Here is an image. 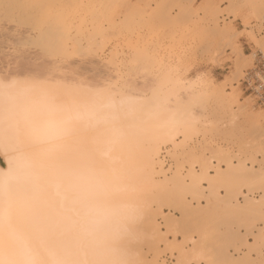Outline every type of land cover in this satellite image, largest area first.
<instances>
[{"label":"bare ground","instance_id":"6f19581e","mask_svg":"<svg viewBox=\"0 0 264 264\" xmlns=\"http://www.w3.org/2000/svg\"><path fill=\"white\" fill-rule=\"evenodd\" d=\"M90 1L87 3H91V7L87 6L91 8V13H94V7L100 6V2ZM257 1L262 4L264 0ZM211 2L212 0L205 2V5L207 4L205 9L211 10L210 12L208 10L209 13L213 11ZM84 3L82 0H0V118L4 115L6 85L11 86L12 102L19 104L22 108H30L33 99L42 90H51L58 86L72 88L75 96L81 100L93 97L100 92L102 95L96 97L99 103L115 105L105 109L109 115H123V110L144 105L152 97L153 90L160 88L162 84L164 87L161 92L168 97V103L172 108L180 107L191 99L189 88L193 81L199 79L189 81L173 90L168 79L169 73L175 71V65H157L160 61L155 64V72L147 71L149 76L145 77L143 82L139 81L141 83H131L128 78H124V73V76L114 74L112 80L105 82L107 86L104 83L101 84L100 61L98 57L90 56V52L97 48L95 37L100 36L102 30V27L100 30L98 26L101 23L100 20H96L100 18L99 14V18L93 17L95 18L93 20L100 23L91 27L92 32L83 40L85 43L80 41L84 36L79 37V40L76 39V34L77 37L81 34L83 18L78 17L80 26L75 25L73 13L79 10L84 13L85 10L89 12L90 10L87 9L89 7ZM100 14L103 16L102 13ZM71 17H73L72 21ZM72 30L75 31V37ZM215 31L217 33L215 43L219 45L227 33L217 29ZM100 45H97L98 48ZM137 55L140 56L143 53L139 52ZM130 62L133 63L134 60L128 63ZM127 69H134V65L130 64ZM130 70L128 71L131 72ZM151 70H154L153 67ZM98 78L100 83L94 81ZM199 90L205 93V102L199 109V115L191 119L190 125L183 129L178 137L164 134L147 135L143 132L139 121L130 120L129 126L125 127L119 140L109 148L108 141L111 137L109 127L95 122L85 123L78 125L70 136L57 144H26L23 150L31 162V167L24 172H20V151L16 140L14 138L6 140L3 135H0V179L5 174L11 175L17 184L14 194L17 201L21 204L30 202L34 207V216L30 218L22 214L19 226L40 229L45 226L46 217L63 219L71 238L77 231L73 228L72 221L79 219L77 212L83 215L87 191L84 187L67 180L56 179V177L63 176L66 172L79 170L92 177L91 186L94 190L102 191L115 175H119L121 179L114 181L111 188L113 191L135 189L134 203L138 210V218L133 251L143 264L149 263L142 253V245L150 244L151 247V244L155 243L156 248V241L160 240L158 239L160 226L158 227L156 222L154 207L158 209L165 205V208L181 212L189 205L186 203V195L198 199L201 197L202 188H208L211 196L217 200L218 183L220 185L222 180L225 182L229 176L231 178L237 169L235 167H238L236 174L238 170L246 171L245 165L239 163L237 166L227 162L230 175L223 173V168L215 170V174H212L208 171L206 160L201 157L202 171L196 173L195 170H189L186 179L183 178L185 176L182 177L180 171L182 158L193 154L189 141L200 134L205 135L209 131L208 128L213 127L204 117L210 95L214 93L212 91L208 94L204 84ZM162 151L176 163L174 170H171V167L164 169ZM215 153L217 156L226 155L220 149H217ZM228 179L227 181L230 180ZM238 193L241 194V192ZM242 194L246 195L244 192ZM162 213L167 231L178 234L180 231L177 230H180L181 226L179 217L171 218L172 216L167 215L165 211ZM87 227V223L81 221L78 226L81 234H83L82 229ZM167 231H164V234ZM184 240L190 239L184 238ZM248 243L251 244V242ZM181 246L174 245L168 249L178 254L180 264L192 258L194 252L201 254L203 259L206 258L205 249L200 245H194L189 250Z\"/></svg>","mask_w":264,"mask_h":264},{"label":"rangeland","instance_id":"374dc122","mask_svg":"<svg viewBox=\"0 0 264 264\" xmlns=\"http://www.w3.org/2000/svg\"><path fill=\"white\" fill-rule=\"evenodd\" d=\"M98 1L100 6L94 7V13L90 10L91 3H84L90 5L89 12L84 9L86 14L81 10L73 13L75 25L80 23L78 17L83 18L81 34L78 37L76 34L78 40L84 36L80 39L82 43L92 32L91 27L101 22L98 26L103 32L95 37L96 51L89 50V55L98 57L101 64V81L99 78L94 81L105 84L114 74L125 73L124 78L131 83H141L149 76L147 71L155 72L159 61L157 65H175L187 82L202 80L208 94L214 93L210 95L204 117L213 127L189 141L193 154L182 158V177L186 179L189 170L202 171L201 157L212 174L223 168V173L230 175L227 162L245 165L246 170H238L236 174L238 167H235L236 175L218 183L217 200L208 188L201 186V197L195 199L187 194L189 205L181 212L165 205L154 207L162 238L157 234L160 240L156 241V251L155 243L151 247L142 245L147 264H180L178 254L168 250L174 245H182L186 250L200 245L206 252L205 264H264V102L259 103L256 96L249 94L243 83L245 72L264 61V19L261 18L264 1L261 4L257 0H212L211 13L205 9L208 0ZM93 17H98L96 20L100 22H94ZM216 29L227 33L219 45L215 43ZM242 39L252 45L249 54L243 51ZM139 52L143 55L138 56ZM132 60L133 63H128ZM130 64L134 69H127ZM217 149L226 155H215ZM169 159L170 165L164 169L174 170L176 163ZM163 211L181 220L178 234L167 231Z\"/></svg>","mask_w":264,"mask_h":264},{"label":"snow or ice","instance_id":"6c2138e0","mask_svg":"<svg viewBox=\"0 0 264 264\" xmlns=\"http://www.w3.org/2000/svg\"><path fill=\"white\" fill-rule=\"evenodd\" d=\"M261 18L264 19V6ZM168 83L174 90L187 81L180 76L179 70H175L169 73ZM202 84V80L193 81L189 88L191 99L177 108H172L168 97L162 94V84L153 90L152 97L144 105L123 110V115L107 114L105 109L115 105L99 103L96 97L102 95L100 92L81 100L72 88L64 86L42 90L30 108H22L12 102L11 86L6 85L0 135L6 140H16L20 151V172L31 167L23 150L26 144H57L70 136L78 125L85 123L95 122L109 127V148L119 140L130 120L139 121L147 135L178 137L190 125L191 119L199 115L205 102V93L199 90ZM56 179L67 180L87 191L84 213L77 212L79 219L72 221L77 231L71 238L65 220L54 217H46L45 226L40 229L20 227L21 215L33 217L34 207L30 202L21 204L17 201L14 195L17 184L11 175L5 174L0 179V264H143L133 251L138 218L134 188L113 191L112 183L121 179L115 175L102 191H96L91 186L92 177L79 170L66 172ZM81 221L88 225L82 229L83 234L78 228ZM187 264L205 262L201 254L194 252Z\"/></svg>","mask_w":264,"mask_h":264},{"label":"built area","instance_id":"2783aa9c","mask_svg":"<svg viewBox=\"0 0 264 264\" xmlns=\"http://www.w3.org/2000/svg\"><path fill=\"white\" fill-rule=\"evenodd\" d=\"M264 30V28H263ZM260 54V53H259ZM264 61L257 64L254 68L249 69L245 72L243 83L245 90L249 94L257 97L259 103L264 102ZM162 160L165 167L170 165V159L167 154L162 151Z\"/></svg>","mask_w":264,"mask_h":264},{"label":"crops","instance_id":"0c3cea01","mask_svg":"<svg viewBox=\"0 0 264 264\" xmlns=\"http://www.w3.org/2000/svg\"><path fill=\"white\" fill-rule=\"evenodd\" d=\"M241 43L243 45L244 53L249 54L251 52L252 45L246 39H242Z\"/></svg>","mask_w":264,"mask_h":264}]
</instances>
